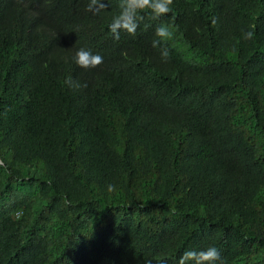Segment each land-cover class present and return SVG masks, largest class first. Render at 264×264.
Here are the masks:
<instances>
[{
	"label": "trees",
	"instance_id": "1",
	"mask_svg": "<svg viewBox=\"0 0 264 264\" xmlns=\"http://www.w3.org/2000/svg\"><path fill=\"white\" fill-rule=\"evenodd\" d=\"M88 3L0 0V264H264V0Z\"/></svg>",
	"mask_w": 264,
	"mask_h": 264
},
{
	"label": "clouds",
	"instance_id": "2",
	"mask_svg": "<svg viewBox=\"0 0 264 264\" xmlns=\"http://www.w3.org/2000/svg\"><path fill=\"white\" fill-rule=\"evenodd\" d=\"M173 0H118L119 12L114 15L108 25L109 31L113 35V39L119 40L120 32L123 30L130 35L136 34V29L139 26L138 22L143 20L141 13L149 11L152 19H158L161 16L167 15L170 11V5ZM107 0H89L87 10L93 13H99L107 8ZM215 23V19H213ZM157 39L152 41L154 48L160 47L163 42L168 41L173 36L171 26L160 24L155 29ZM253 33L248 31L244 33L245 39H251ZM169 52L167 48H161V58L167 60ZM76 65L82 68H94L103 62V57L99 54H93L90 50L83 47L76 50L72 57ZM65 83L69 87H80L78 82L67 79ZM86 86V85H84ZM109 190H114V185L108 186ZM221 259L219 250L214 246L200 251L188 250L183 252L179 257L177 264H214L215 261ZM145 264H151V261H146Z\"/></svg>",
	"mask_w": 264,
	"mask_h": 264
}]
</instances>
